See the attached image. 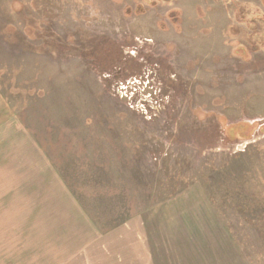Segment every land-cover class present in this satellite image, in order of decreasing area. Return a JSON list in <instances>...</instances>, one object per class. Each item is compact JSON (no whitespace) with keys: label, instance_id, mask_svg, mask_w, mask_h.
<instances>
[{"label":"rangeland","instance_id":"rangeland-1","mask_svg":"<svg viewBox=\"0 0 264 264\" xmlns=\"http://www.w3.org/2000/svg\"><path fill=\"white\" fill-rule=\"evenodd\" d=\"M214 220L264 264V0H0V264Z\"/></svg>","mask_w":264,"mask_h":264},{"label":"crops","instance_id":"crops-1","mask_svg":"<svg viewBox=\"0 0 264 264\" xmlns=\"http://www.w3.org/2000/svg\"><path fill=\"white\" fill-rule=\"evenodd\" d=\"M140 214L135 216L134 222L140 223L141 220L144 222L147 217L153 215L147 212ZM215 221L212 227L204 226L200 230L190 226L151 228L159 235V240H153V242L152 239L146 238V241L136 250L145 249L146 254L149 255L146 260H152L150 263L154 264H245L238 254V247L232 241L225 239L229 237L221 222L219 224L222 227L217 226V223L215 226ZM112 236L113 234L109 236V239ZM160 251H163L162 254ZM140 258V254L138 257L135 254L134 259L138 260V264H140Z\"/></svg>","mask_w":264,"mask_h":264},{"label":"flooded vegetation","instance_id":"flooded-vegetation-1","mask_svg":"<svg viewBox=\"0 0 264 264\" xmlns=\"http://www.w3.org/2000/svg\"><path fill=\"white\" fill-rule=\"evenodd\" d=\"M160 1H161V0H160ZM169 1H171V0H168V1L165 0V1H161V2H169Z\"/></svg>","mask_w":264,"mask_h":264},{"label":"trees","instance_id":"trees-1","mask_svg":"<svg viewBox=\"0 0 264 264\" xmlns=\"http://www.w3.org/2000/svg\"><path fill=\"white\" fill-rule=\"evenodd\" d=\"M161 1H165V0H161ZM166 1H168V0H166Z\"/></svg>","mask_w":264,"mask_h":264}]
</instances>
